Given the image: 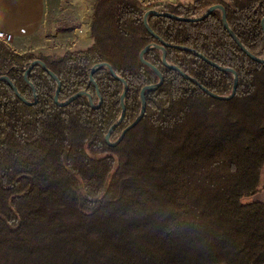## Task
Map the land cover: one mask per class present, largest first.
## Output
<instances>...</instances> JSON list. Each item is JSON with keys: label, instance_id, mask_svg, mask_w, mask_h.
<instances>
[{"label": "trees", "instance_id": "obj_1", "mask_svg": "<svg viewBox=\"0 0 264 264\" xmlns=\"http://www.w3.org/2000/svg\"><path fill=\"white\" fill-rule=\"evenodd\" d=\"M221 3L242 43L264 57V0H194L162 10L194 17ZM91 43L64 53H21L0 40V75L34 100L25 68L44 60L61 80L59 100L87 89L67 105L54 101L56 80L42 65L28 73L38 100L27 104L0 80V264H264V62L246 54L222 10L192 21L149 14L141 0H97ZM160 38L167 60L197 78L219 99L162 61L145 58L164 75L146 91V111L116 145L105 135L122 112L121 79L128 82L116 140L141 109L140 91L156 71L140 51Z\"/></svg>", "mask_w": 264, "mask_h": 264}, {"label": "water", "instance_id": "obj_2", "mask_svg": "<svg viewBox=\"0 0 264 264\" xmlns=\"http://www.w3.org/2000/svg\"><path fill=\"white\" fill-rule=\"evenodd\" d=\"M215 9H221L222 10V19H223V23L225 25V27L229 30L230 34L232 35V37L234 38V40L237 42V44L241 47V49L248 54L251 58L259 61V62H264V57L262 56H257L254 53H252L243 43L242 41L238 38V36L236 35L235 31L232 29V27L230 26L227 17H226V8L223 4L221 3H215L212 4L210 6H208L201 14L194 16V17H183V16H178L170 11L167 10H159L156 8H149L146 10L145 14H144V24L146 26V28L148 29V31L150 33H152L153 35L159 37L155 31L153 30V28L151 27L149 21H148V15L153 13V14H157V15H164V16H169V17H173V18H178V19H185V20H192V21H197V20H202L204 18H206L213 10ZM262 28L264 31V17L262 18ZM169 45V43L167 41H165L164 39L160 38V43H156V42H152L150 44H147L141 51H140V59L142 60V62L146 63L147 65H149L151 68H153L156 73L159 76V80L156 83H152V84H147L145 86L142 87L141 91H140V100H141V109L140 112L138 114V116L135 118V120L133 122H131L130 124H128L123 131L121 132V134L119 135V137L115 140V141H111L110 140V136L112 131L116 128V126L122 121V119L124 118L125 115V111H126V107H125V97H126V93L128 91V82L122 78L121 76H119L114 68L112 67V65L108 62H98L96 64H94L91 68L90 71V81L96 86L97 88V92L99 93V89H98V85L95 81L94 78V73L101 67L106 66L109 68L111 74L118 78L121 79L124 83V89L123 92L120 96L121 99V104H122V112L121 115L119 117V119L110 127L109 131L107 132V134L105 135V139L107 141L108 144L110 145H116L118 144L125 136L126 132L128 130H130L132 127H134L135 125H137L140 120L143 118L145 111H146V105H147V100H146V91L151 89V90H156L158 89L164 82V75L163 73L151 62H149L148 60H146L145 58V53L147 51H149L150 49L157 47L160 48L163 52V56H162V61L164 64H166L169 67H172L173 69L177 70L178 72H180L183 76H185L188 79H191L192 81H194L196 84H198L205 92H207L208 94H210L213 97L219 98V99H231L232 97H234L236 91H237V87H238V74L237 71L232 68V67H226V66H222L210 59H208L204 54L198 52L197 50H195L194 48H189L187 46H182V45H177V47L183 48V49H188L194 53H196L197 55L201 56L203 59H205L206 61H208L209 63H211L212 65L223 69V70H227V71H231L234 74V81H233V87H232V91L230 94L228 95H219L213 91H211L210 89H208L206 86H204L197 78H195L192 75L187 74L186 72H184L179 66L175 65V64H171L168 60H167V51H166V46ZM40 64L43 66V68L48 71L52 77L56 80L57 83V89L55 91V95H54V101L56 104L58 105H67L70 102H72L73 100H75L77 97L81 96V95H87L90 104L93 107H97L102 98L100 96L99 102L97 104L94 103L93 101V97L92 94L85 88L82 90H79L78 92H76L75 94H73L72 96H70L69 98H67L64 101H60L59 100V92L61 89V80L58 77V75L52 71L46 64V62L40 58L34 59L32 60L28 66L25 68V72H24V77L25 79L29 82V84L31 85L32 89H33V95H34V100L33 101H29L27 100L22 93L20 92V90L18 89V87L16 86V84L13 82V80L7 75H0V80H6L13 88L15 94L22 99L25 103L27 104H32V103H36L38 100V93L37 90L34 86V84L29 80L28 78V73L31 71V69L37 65ZM100 94V93H99Z\"/></svg>", "mask_w": 264, "mask_h": 264}, {"label": "crops", "instance_id": "obj_3", "mask_svg": "<svg viewBox=\"0 0 264 264\" xmlns=\"http://www.w3.org/2000/svg\"><path fill=\"white\" fill-rule=\"evenodd\" d=\"M158 1L159 4L157 6L161 7L167 3L184 4L194 0ZM77 3L75 5L70 1L69 3L65 2V0H0V30L8 31L13 34V40L9 44L16 51L21 53L33 51L36 48L44 46L42 45L43 41H49L51 39V37H49L50 35L55 36L56 33L52 30L59 29L61 33H65V30L62 31L63 28L66 29L63 22L65 12L69 15L73 14L74 17L75 13L73 9L79 7L80 12L78 11V18L82 20L84 5L88 3V1L78 0ZM61 8H63L64 11H62ZM71 9L72 12L70 11ZM79 25H75L76 27L73 26V28H75V35H78L77 40L80 39L78 43H85L89 39L91 41V25H86L85 23H81V27ZM81 29L82 31L87 30V32L89 30L88 37H84V35L88 34L85 31L83 35L77 32L79 30L81 31ZM254 196L252 200H261L264 202V189Z\"/></svg>", "mask_w": 264, "mask_h": 264}, {"label": "rangeland", "instance_id": "obj_4", "mask_svg": "<svg viewBox=\"0 0 264 264\" xmlns=\"http://www.w3.org/2000/svg\"><path fill=\"white\" fill-rule=\"evenodd\" d=\"M69 1L74 3L75 5L78 2V0H65V2H67V3H69ZM87 1H88V3H86L84 5V10H83V13H82V15H83L82 20H79V18H78L79 17L78 11L80 12V9H79L78 6H76L78 8L73 9V11L75 13L74 17H73V14L69 15V14H66L67 12H65L64 17H63L64 18L63 22H64V25H65L66 29H64V28L62 29V31L65 30V33H63V32L61 33L59 31V29L52 30L56 34H55V36L50 35L49 37H51V39L49 41H47V40L43 41L42 45H44V46H42L40 48H36L33 51H27V52H32L35 55H39L40 53H44V54H49V53L61 54V53H64L68 49H71V50L72 49H81V48H85V47L89 46V44L91 43L90 39L87 42H85V43H81V42L78 43V41H80V39L77 40L78 39L77 38L78 35L77 36L75 35V32H74L75 28H73V26L79 25V22H80V25H79L80 27H81V23H85L86 25L87 24L88 25H92V21H93V17H94V10H95L94 6H95V2L97 0H94V1L87 0ZM141 2L143 3V5L147 9L156 8V9L162 10V8H163V6H161V7L157 6L159 4L158 0H141ZM61 10L64 11L63 8H61ZM70 11L72 12V9ZM71 12H69V13H71ZM84 31L87 32V30H83L82 31V29H81V31L79 30L77 32L80 33V35H83ZM87 33H85L87 35H84V37H88L89 30H88ZM253 196L254 195H252L250 197H247L246 199L247 200H252Z\"/></svg>", "mask_w": 264, "mask_h": 264}, {"label": "built area", "instance_id": "obj_5", "mask_svg": "<svg viewBox=\"0 0 264 264\" xmlns=\"http://www.w3.org/2000/svg\"><path fill=\"white\" fill-rule=\"evenodd\" d=\"M0 40L9 44L13 40V34L8 31L0 30Z\"/></svg>", "mask_w": 264, "mask_h": 264}]
</instances>
